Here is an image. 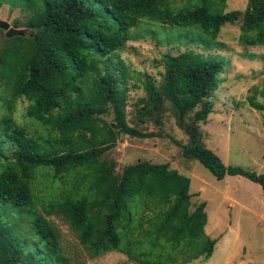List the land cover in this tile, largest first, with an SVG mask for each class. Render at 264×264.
I'll return each instance as SVG.
<instances>
[{
	"label": "trees",
	"instance_id": "obj_1",
	"mask_svg": "<svg viewBox=\"0 0 264 264\" xmlns=\"http://www.w3.org/2000/svg\"><path fill=\"white\" fill-rule=\"evenodd\" d=\"M2 5L18 11L20 19L11 25L27 33L6 39L0 30V86L11 101L25 104L30 125L0 114V264H68L50 216L70 226L90 258L116 252L138 264H187L210 257L216 240L203 231L204 204L189 207L188 178L148 161L116 174L113 161L99 159L120 135L155 136L127 123L130 76L114 59L140 27L150 36L156 29L163 38L157 44L170 49L160 55L157 79L143 74L131 122L160 125L168 104L186 136L182 157L196 160L216 180L232 176L257 184L264 202V176L224 166L202 145L198 127L212 112L210 98L224 65L202 52L220 48V29L235 22L240 46L264 47V0H245L242 12L223 11L225 0H0ZM247 104L264 111V97ZM107 112L109 122L102 119Z\"/></svg>",
	"mask_w": 264,
	"mask_h": 264
},
{
	"label": "rangeland",
	"instance_id": "obj_2",
	"mask_svg": "<svg viewBox=\"0 0 264 264\" xmlns=\"http://www.w3.org/2000/svg\"><path fill=\"white\" fill-rule=\"evenodd\" d=\"M224 6L225 12H242L245 0H225ZM15 19H20L17 10H8L6 5L0 7V20L12 27ZM15 29L26 30L24 27ZM145 31L142 27L134 30L137 39L116 51L114 59L121 60L130 76L125 109L127 123L155 136L139 139L120 135L114 147L99 159L113 161L116 174L125 165L148 161L167 164L169 169L188 178L189 207L204 204L206 222L203 231L208 238L216 241L206 261L193 260L187 264H264V202L260 187L242 177L224 176L216 180L196 160L183 158L180 145L186 143V136L176 126L168 104H165L160 125L151 120L143 125L131 122L135 115L131 102L143 95V74L157 79V73L161 71L158 65L160 55L170 49V45L157 44L156 40L162 36L156 29V35L152 37ZM237 35L238 23L226 24L216 38L221 47L202 52L216 55V59H222L224 65L219 74V84L210 98L212 112L207 115L205 123L198 124L199 140L224 166H237L264 176V111L257 112L247 104L248 98L257 103L263 102L264 47L240 46ZM183 50L180 46L179 51ZM171 53L176 52L172 50ZM9 97V93L0 86V114L10 113L16 123L30 125L23 118L25 104L11 101ZM8 103H13L9 111L5 109ZM102 119L109 122L110 112ZM45 191L41 179L40 192L43 194ZM48 220L58 232L61 252L68 264H138L116 252L90 258L65 221L54 216L48 217Z\"/></svg>",
	"mask_w": 264,
	"mask_h": 264
},
{
	"label": "water",
	"instance_id": "obj_3",
	"mask_svg": "<svg viewBox=\"0 0 264 264\" xmlns=\"http://www.w3.org/2000/svg\"><path fill=\"white\" fill-rule=\"evenodd\" d=\"M29 26L27 29H30ZM0 30L4 32V37L6 39H10L15 36H24L26 34V30L15 29L9 26V24L5 21L0 20Z\"/></svg>",
	"mask_w": 264,
	"mask_h": 264
}]
</instances>
